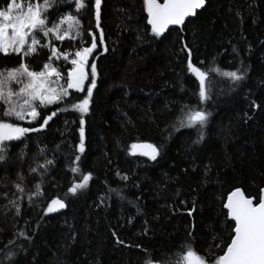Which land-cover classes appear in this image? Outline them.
<instances>
[{"label":"trees","instance_id":"trees-1","mask_svg":"<svg viewBox=\"0 0 264 264\" xmlns=\"http://www.w3.org/2000/svg\"><path fill=\"white\" fill-rule=\"evenodd\" d=\"M8 2L0 0V8ZM85 2L79 19L85 46L90 27L97 38L90 61L97 76L83 114L84 151H78L81 114L72 109L57 111L39 131L5 142L0 264H145L174 259L186 245L211 264L223 253L222 241H228L234 225L223 207L227 196L240 188L258 202L264 189V0H206L195 18L162 38L148 26L143 0H101L99 29L94 0ZM68 13L77 14L73 0H53L44 15L51 26ZM48 40V47L41 40L30 56L0 54V69L23 60L40 71L55 45L70 53L68 61L51 60L66 76L79 38ZM185 45L194 66L246 67L244 79L234 84L210 72V98L201 103L194 95L198 81L187 70ZM84 94L69 90L64 101L38 111L42 117ZM185 105L208 113L202 139L198 125L180 126ZM5 119L27 127L38 126L41 118L31 123ZM133 143L153 144L156 159L133 154ZM76 155L80 171L73 173ZM45 160L51 161L46 171H30ZM80 173H91L87 187L68 193ZM37 184L41 194L29 200ZM52 199H62L65 207L46 211ZM9 250L14 256L6 260Z\"/></svg>","mask_w":264,"mask_h":264},{"label":"snow or ice","instance_id":"snow-or-ice-1","mask_svg":"<svg viewBox=\"0 0 264 264\" xmlns=\"http://www.w3.org/2000/svg\"><path fill=\"white\" fill-rule=\"evenodd\" d=\"M53 0H9V2L0 8V54L8 56L17 54L21 57L30 56L37 52V45H41V40L48 41L42 47H48L51 41L49 37L63 42L66 38L70 41H76L79 38L80 47L74 53H71L70 63L72 67L68 69L66 76L62 75L61 70L53 66L51 60L53 57L68 61L70 53L67 50H59L55 45L50 46L49 62L44 63L40 71L32 70L23 60L15 68L0 69V161L5 159L7 144L5 142L19 139L27 133L36 132L44 128L48 121L56 115L57 111L75 110L81 114L79 119L80 143L78 151H84V119L83 114L89 111L93 89L96 87V64L95 61L89 64V56L97 48V38L92 33L91 27L88 35L90 42L85 46L83 39L84 33L81 30V20L79 16L81 10L87 7L85 0H73L76 15L63 14L49 26L45 12L52 6ZM144 8L147 12V23L151 25V31L156 36L168 28L169 25H182L186 17L194 16L196 10L205 5V0H143ZM94 19L95 27L100 28L101 20V0H94ZM239 14V13H238ZM40 33L41 35H36ZM100 43L103 44V33H100ZM188 51L187 70L192 73L198 81L197 95L199 101L203 103L210 98L212 81L207 80L210 72H216L231 82L238 83L244 79L247 72L245 67L243 71L221 70L215 67L201 69L194 66L191 61V51ZM106 50V49H105ZM235 51V49H233ZM202 63V62H201ZM90 68V71L86 70ZM61 79L64 83H60ZM207 80V83H206ZM88 81L87 85L85 82ZM19 85L13 89L12 84ZM69 90L85 93L82 97H77L73 101H68L63 109L57 108L50 114L43 115L38 109L41 106L46 107L55 102H62L69 96ZM255 107V102H253ZM183 116L180 120L182 127H198L199 138H203L202 129L207 122L208 113L195 106H183L181 108ZM40 117L38 126L22 127L15 122H8L5 118L12 121H31ZM198 142V141H196ZM133 154L146 156L155 160L158 155V149L153 144L133 143L130 147ZM79 155H76L72 161L71 171L78 173ZM51 161L45 160L44 164H38L37 168H31L30 171L36 172L37 169H46V165ZM22 181L23 177L19 176ZM91 173H80V180L74 182L67 189L68 193L75 195L78 190L87 187ZM127 179V177H124ZM18 191L23 192L21 183L15 184ZM264 192V189L261 190ZM41 194L40 185H36V191L29 195ZM19 213L20 206L12 202ZM65 203L62 199H52L48 204L46 211L52 212L58 208H64ZM227 209V217L234 221L230 225L231 234L227 242L224 243L223 253L216 257L211 264H264V195L260 196L257 203L247 197L240 188H236L227 196V202L223 205ZM21 236L25 234L20 233ZM115 235V233H113ZM189 235H191L189 233ZM27 238V237H26ZM122 243V241H117ZM13 243V241H9ZM219 246V245H217ZM137 247H140L137 245ZM174 259L163 261L146 260L145 264H205L204 259L197 255L190 245H186L182 252L174 254ZM14 253L9 250L5 254V259H11Z\"/></svg>","mask_w":264,"mask_h":264},{"label":"water","instance_id":"water-1","mask_svg":"<svg viewBox=\"0 0 264 264\" xmlns=\"http://www.w3.org/2000/svg\"><path fill=\"white\" fill-rule=\"evenodd\" d=\"M205 6H206V0H205V5H204L202 8L197 9V10H196V14H195L194 16L186 17V18H185V21H184V23H183L182 25H169L168 28L165 29V31H164L163 33H161L159 36H156L154 33H152V34L155 35V36L158 37V38H162V37H164V36H165L170 30H172V29H181V28L187 23L188 20L195 18L196 15H197V13L200 12ZM148 26H149L150 29H151V25L148 24ZM151 32H152V31H151ZM140 144H145V143H140ZM148 144H149V143H148ZM137 154H138V153H137ZM138 155H139V154H138ZM140 156H142V155H140ZM144 157H146V156H144ZM241 190H242V189H241ZM242 191H243V190H242ZM243 192H244V191H243ZM244 194H245V193H244ZM262 195H264V192L261 191L260 196H262ZM252 199H253V203H254V204L257 203L256 200H255V198H252ZM226 202H227V198H226L225 203H226ZM225 210H226V212H227V209H226V208H225ZM228 218H229L230 221H232L230 217H228ZM232 222L234 223V221H232Z\"/></svg>","mask_w":264,"mask_h":264},{"label":"rangeland","instance_id":"rangeland-1","mask_svg":"<svg viewBox=\"0 0 264 264\" xmlns=\"http://www.w3.org/2000/svg\"><path fill=\"white\" fill-rule=\"evenodd\" d=\"M95 50H96V49H95ZM95 50H94V51H95ZM94 51H93V53H94ZM93 53L89 56V64L91 63L90 61H91V58H92ZM86 70L90 71V68H88V69H86ZM87 82H88V81H86L85 84H87ZM56 210H57V209H56Z\"/></svg>","mask_w":264,"mask_h":264}]
</instances>
